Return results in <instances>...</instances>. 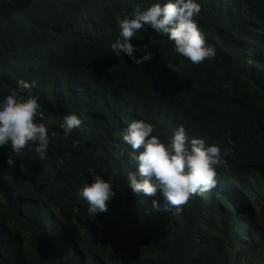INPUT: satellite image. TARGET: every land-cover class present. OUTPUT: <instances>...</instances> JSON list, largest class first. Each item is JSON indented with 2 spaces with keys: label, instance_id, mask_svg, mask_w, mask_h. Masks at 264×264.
Wrapping results in <instances>:
<instances>
[{
  "label": "trees",
  "instance_id": "obj_1",
  "mask_svg": "<svg viewBox=\"0 0 264 264\" xmlns=\"http://www.w3.org/2000/svg\"><path fill=\"white\" fill-rule=\"evenodd\" d=\"M152 2L0 0V96L35 80L50 139L44 159L26 145L11 169L0 147V264H264V0H197L215 50L200 64L145 28L132 43L148 44L151 60L114 56L117 15ZM69 113L82 123L64 139ZM132 119L162 140L183 124L218 146L216 185L179 211L159 192L134 194L119 139ZM89 168L115 192L95 216L78 195Z\"/></svg>",
  "mask_w": 264,
  "mask_h": 264
},
{
  "label": "clouds",
  "instance_id": "obj_2",
  "mask_svg": "<svg viewBox=\"0 0 264 264\" xmlns=\"http://www.w3.org/2000/svg\"><path fill=\"white\" fill-rule=\"evenodd\" d=\"M199 11L197 0H153L146 8H136L130 16L121 18L117 15L118 36L110 45L111 52L116 57L123 54L137 66L151 60L155 53L148 44L132 43L135 34L145 28L166 36L173 51L194 65L210 60L215 50L205 43L194 19ZM36 83L35 80L18 79L15 90L0 96V147L9 145L11 148L13 156H7L5 160L10 169L16 165L14 157L19 156L26 145L40 159H44L49 150L48 126L36 118L40 109L39 96L32 94ZM81 123L75 113L63 116L59 124L63 138H69ZM153 132L152 123L132 119L120 133V141L131 150L121 151L120 155L127 152L128 161L134 165V170L126 174L127 185L134 194L156 196L159 192L165 207L179 211L191 195L216 185L215 168L220 163V149L197 136L188 137L183 124L177 125L166 140ZM76 146L77 142L73 141L72 147ZM88 178L78 195L87 204V212L95 216L106 210V201L115 192L92 168L88 169ZM152 206L158 207L155 199Z\"/></svg>",
  "mask_w": 264,
  "mask_h": 264
}]
</instances>
